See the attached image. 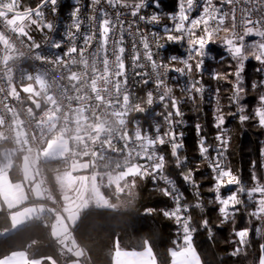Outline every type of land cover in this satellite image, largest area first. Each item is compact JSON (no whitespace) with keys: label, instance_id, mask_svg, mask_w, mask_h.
Instances as JSON below:
<instances>
[{"label":"snow or ice","instance_id":"snow-or-ice-1","mask_svg":"<svg viewBox=\"0 0 264 264\" xmlns=\"http://www.w3.org/2000/svg\"><path fill=\"white\" fill-rule=\"evenodd\" d=\"M57 5L58 0H39L35 7L20 11L19 0H0V141L15 145L0 151V207L6 206L11 220V229L0 232V237L26 226L28 221L48 217L52 220L50 235L67 264H82L81 257L86 252L74 233L80 228L85 210L93 206L117 207L104 190L117 200L124 195L131 202L138 181L150 178L154 190L172 201L171 207L159 209L176 225L174 247L167 250L170 264H204L194 245V235L203 229L211 237L213 225L207 217L197 222L192 215L193 210L204 211L202 181L195 179L200 169L199 165L189 167L188 157L181 155L183 133L175 129L184 123L182 99L172 95L167 81L169 71L188 77L183 88L187 97L184 102L194 103L197 95L203 100L205 87L200 79L192 78V73L195 70L203 75L206 46L216 43L223 31L220 43L235 63V70L213 71L210 75L232 85L227 99L235 111L225 114L220 106V88H216V143L207 142L203 126L197 123V148L211 169L213 183L207 191L214 194L208 203L218 206L219 224L215 226L232 225V242L237 247L231 255L250 247L252 228L236 227V217L242 213L250 223L259 222L255 232L264 239V176L258 174V170L264 173V160L259 165L252 161L250 185L225 162L230 147L228 116L238 117L240 123L253 121L264 129V92L258 95V104L251 112L241 103L246 95L245 62L254 58L262 66L257 72L264 74V0H177L174 12L160 11V0H90L91 14L86 20L80 0H75L64 37L44 38L50 48L62 49L64 43L68 44L62 56L50 57L42 50L36 51L42 45L32 33L55 30L47 13H57ZM145 8L153 11L143 13ZM164 17L169 24L163 26V34L141 26V22L159 25ZM252 37L255 39H248ZM162 40L186 43V57L172 55L165 63L160 58V50L165 47ZM20 46L27 51H21ZM27 60L41 65L29 71L21 67ZM172 61L183 67L170 68ZM47 65L61 70L60 75ZM77 65L82 70L73 71ZM65 71L69 86L61 84ZM136 84L145 88L152 84L154 88L141 98L132 90ZM251 86L264 89V79ZM21 93L27 94L34 107L17 108L16 103L24 104ZM157 103L163 104L164 111L155 113L163 117V125L157 121L145 129L129 119L131 112H145L144 104ZM165 148L170 149V157ZM21 155L22 178L14 182L9 173ZM261 156L264 157V148ZM170 159L183 182L191 187L193 201L186 199L172 178ZM53 163L56 167L46 175L42 166ZM222 189H228L227 194H222ZM155 211L144 209L148 215ZM258 252L254 264H264V243L258 245ZM0 264L57 261L52 256L37 258L27 250H10L0 255ZM112 264H158V258L148 240L143 241L142 251H127L117 239Z\"/></svg>","mask_w":264,"mask_h":264},{"label":"trees","instance_id":"trees-1","mask_svg":"<svg viewBox=\"0 0 264 264\" xmlns=\"http://www.w3.org/2000/svg\"><path fill=\"white\" fill-rule=\"evenodd\" d=\"M39 0H20V11L26 7H35ZM176 0L161 1L160 11L170 12L175 8ZM218 2V0H217ZM165 18V17H164ZM225 36L221 31L217 37L216 43H211L207 47V60L204 65V72L192 73V78H200L205 87L203 100L199 95L195 102L187 101L186 94L182 90H177L178 95L183 99L184 119L186 121V135L184 138V148L180 150L181 155L188 157L189 167L196 168L199 165V171L195 174L197 181H202L200 189L204 211L193 210L192 215L198 222L200 218L207 217L212 225V236L203 229L194 235V245L201 256L204 264H254L259 255L258 245L264 243V239L257 235L255 228L260 226L258 221L249 222L245 214L236 217V227H251L249 243L250 247L245 252L233 256L231 253L237 244L232 241L235 237L232 235V225L226 224L216 227L219 224V214L217 205L209 204L208 200L213 198L214 194L207 191L213 183L211 180V169L207 163L200 157L197 148V134L195 125L197 123L203 126V135L208 143L215 144L216 129L213 127V113L216 107V88H220L219 99L220 106L227 114L229 110L235 111V106H230L227 97L231 95L232 85L223 80L219 82L211 78L213 71L225 72L234 71L235 63L224 51V46L220 43V37ZM250 39H255L252 37ZM167 55L179 56L182 54L181 48L176 46H167L165 48ZM193 65L195 61H191ZM232 63V68H229ZM176 67L180 68V63L174 61ZM262 67L254 58H249L245 62L243 73L244 87L246 95L241 100L246 110H251L258 104V95L264 92V89H254L251 85L261 80V73L257 69ZM230 79H234L230 78ZM26 102L27 94L24 95ZM34 107V105H31ZM226 126L230 135V147L225 161L241 179L251 184V164L257 161V164L264 160L261 156V149L264 148V129L260 128L255 122L248 121L240 123L238 117L228 116ZM7 145L0 141V151L6 149ZM170 157V151H167ZM212 155H215L213 152ZM16 159V167L10 170V177L13 181L20 179V168ZM45 167V165H43ZM56 164L46 165V172H51ZM169 168L174 173L172 178L177 181V185L185 194L188 201H193L192 189L185 184L179 176V169L174 167V161L170 159ZM45 169V168H44ZM258 174L264 176V173ZM207 177V179H205ZM151 179L138 181L135 199L129 202L130 198L122 195L119 200L111 196L107 190L106 196L115 208H95L85 210V216L78 231L74 233L78 244L85 250L86 256L82 259L83 264H112V254L117 239L120 245L126 250L143 249V241L148 240L153 248L154 254L158 258V264H170L168 249L174 247L172 241L176 239V225L174 222L159 211L161 208L172 206V202L159 191L154 190ZM222 194H227L228 189H222ZM145 208H154L157 211L151 215L145 214ZM47 225V226H46ZM11 223L6 211H0V232L10 229ZM49 223L42 225L40 223H29L10 235L0 237V255L10 250H27L30 254L34 253L37 258L40 256H52L57 264H67L65 257L60 253V246L50 235ZM35 241V243H33ZM30 246V247H29Z\"/></svg>","mask_w":264,"mask_h":264},{"label":"built area","instance_id":"built-area-1","mask_svg":"<svg viewBox=\"0 0 264 264\" xmlns=\"http://www.w3.org/2000/svg\"><path fill=\"white\" fill-rule=\"evenodd\" d=\"M161 1H164V0H160V2ZM74 4H75V0H58V5H57L58 12L55 13V14H52L50 10L48 11L47 19L53 23V25L55 27V30L52 31V32H49L47 29H45L44 32L36 31V32L32 33V35L34 36L36 41L42 45V49H37L36 51H41L42 50L46 54H48L50 57L53 56V55H57V54L61 55V56L63 55V51L67 50V47H68L67 43H64L62 45V49H54V48H50V47H48L46 45L44 38H45L46 35L48 37L52 38V39H55V40H61L64 37L65 31H66L68 25L71 24L70 14H71V12L73 10ZM89 4H90V0H80V7L83 10L82 11V15L85 18V20H86V17L91 14L90 8H89ZM225 7H227V6H225ZM176 10H177V2H176V5H175V8L172 11H170V12H174ZM142 11H143V13H149L150 14L151 11H153V9L145 8ZM165 24H169V21H168L167 17L162 18L159 25H155V24L146 25L143 22H141V26H143L145 29H152V30H155V31H160L161 34H163V26ZM84 28L87 29V22L85 23ZM248 39H250V38H248ZM78 42L82 43V41H78ZM25 43H30V42H28L25 39ZM161 43H165V47L160 50V54H161L160 58L163 59L165 63H169V60L167 59V57L172 56V55H167L165 53V48L167 46H176V47L181 48L182 54L179 55L178 57H180L181 59L186 57V55H187V53L185 51V49L187 48V44L186 43H181V42L171 43V42H166L164 40H162ZM129 47H130V44H129ZM207 47L208 46H206V51H207ZM20 50L21 51H27V49L24 48L23 46H20ZM204 60L206 62L207 57H205ZM40 65H41V62L32 61V60H27V61L21 63V67H23V68H25V69H27L29 71H33V69L35 67L40 66ZM180 65H181L180 68L183 67V65L181 63H180ZM47 67L50 68L55 75H57V76L60 75V71L61 70L55 68L52 65H47ZM170 68H178V67H176V65L174 64V61H172L170 63ZM72 70L73 71H79V70H82V69H81V66L77 65V66H73ZM67 75H68V73L65 71L64 72V79L61 80V84L69 86L68 85V80H67ZM168 77H169V79H168L167 82H168L169 87H171L172 90H173L172 91V95L176 96L178 99H182L178 95L177 90H182L184 88V85H185L186 81L188 80V77L182 76L180 73L175 72V71H169ZM197 79H200V78H197ZM261 79H264V74H262V73H261ZM153 88H154V85H152V84H150L147 88H145V86L142 85V84H136V86L132 90L134 92H136L139 97L144 98L146 96V92L152 90ZM53 90L55 91V89H53ZM24 95H25V93H21V97H22V99L24 101L23 106H21L19 103L12 102V103H16V106H17L18 109H26V107L30 106L26 102V100L24 98ZM143 106L146 109L145 112H142V113L131 112L129 114V119L130 120L134 119V120L138 121L140 123V125L143 128H145V129L150 128V126L154 125V123L157 122V121L159 123H161L162 125L164 124L163 117L155 115V113H157V112H163L164 111L163 104L157 103V104H153L151 106H148L147 104H144ZM181 111L184 114V111H183V99H182V103H181ZM183 120H184V123H182L178 127H176L175 130H176L177 133H180V132L183 133L182 141H183V144H184V138H185V135H186V129H185L186 128V121L184 119V115H183ZM161 130L163 131V128ZM1 143L6 144L7 145L6 148H14L15 147L14 144L9 143V142H2L1 141ZM165 151L166 152L170 151V149L165 148ZM42 167L44 168V166H42ZM152 185L155 188V185L153 183H152ZM163 186L164 185L161 182L160 183V187H163ZM35 222L40 223L42 225H45L47 223V220H46V218H42L40 220H35L34 222H31V223H35Z\"/></svg>","mask_w":264,"mask_h":264},{"label":"crops","instance_id":"crops-1","mask_svg":"<svg viewBox=\"0 0 264 264\" xmlns=\"http://www.w3.org/2000/svg\"><path fill=\"white\" fill-rule=\"evenodd\" d=\"M21 159H22V155L19 157V159L17 160V163H18V166H19V168H20V162H21ZM45 170H46V165H45ZM20 172V171H19ZM47 173V172H46ZM19 176H20V179H21V174H19ZM9 178L11 179V177H10V173H9ZM19 179V180H20ZM57 196H59V193L57 192ZM0 205H2V201H0ZM0 211H6L7 212V209H6V206H4V207H0ZM8 213V212H7ZM44 218H46V220H47V223H49V226H50V224L52 223V220L50 219V218H48V217H44ZM35 220H33V221H28V222H26V224H29V223H31V222H34ZM10 223H11V220H10ZM19 228H21V227H19ZM18 228V229H19ZM11 229V228H10ZM12 231H14V230H12ZM50 231H51V229H50ZM124 250H126V249H124ZM143 249H141V250H135V251H142ZM127 251H133V250H127ZM84 257H81V261H82V259H83ZM82 264H83V262H82Z\"/></svg>","mask_w":264,"mask_h":264},{"label":"rangeland","instance_id":"rangeland-1","mask_svg":"<svg viewBox=\"0 0 264 264\" xmlns=\"http://www.w3.org/2000/svg\"><path fill=\"white\" fill-rule=\"evenodd\" d=\"M34 32H36V31H34ZM21 164H22V159H21V162H20V168H21ZM20 174H21V178H22V173H21V171H20ZM46 175H51V172H50V173L47 172ZM14 182H16V181H14ZM93 207H94V206H93Z\"/></svg>","mask_w":264,"mask_h":264}]
</instances>
